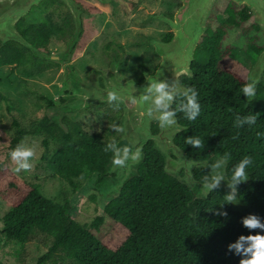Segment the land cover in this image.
Wrapping results in <instances>:
<instances>
[{"label":"trees","instance_id":"1","mask_svg":"<svg viewBox=\"0 0 264 264\" xmlns=\"http://www.w3.org/2000/svg\"><path fill=\"white\" fill-rule=\"evenodd\" d=\"M61 5L58 0H43L38 5L42 17L30 14L16 24L20 33L37 48L48 51L54 24L50 8ZM228 17L216 28L211 26L212 11L206 33L202 36L192 63L193 76L182 75L180 82L198 92L201 112L194 121H188L182 111L175 115L185 128L175 136V143L195 160L223 157L224 174L228 183L231 169L244 155L254 163L248 169L249 177L236 185L237 202L224 201V194L212 190L206 197L197 196L183 181L184 172L172 175L165 171V158L150 140L143 148L142 160L119 192L105 204L104 213L91 223H81L71 214L70 201L60 203L44 196L37 185L15 175L0 162V197L10 205L3 216L2 234L6 239L26 244L34 234L52 238L48 252L36 264H57L58 258L71 264H240L249 254L230 247L241 235L264 229L248 228L243 218L252 214L264 224V76L256 87L257 96L248 101L240 91L248 83L245 65L233 59L225 39L232 29L242 28L253 18L246 5L230 0L226 7ZM45 14V15H44ZM32 15L33 19L28 20ZM260 26L252 22L244 33L248 50L255 58L264 49L259 43ZM173 37L169 32L165 41ZM29 62L28 76L43 70L46 63L58 64L34 56L21 43L0 40V67ZM264 75V73H263ZM142 76L137 81L142 82ZM32 91V90H31ZM55 108L51 98L35 92ZM1 100H8L0 92ZM179 103L174 98L172 108ZM9 110L12 109L8 105ZM257 116L256 124H249L247 116ZM117 123L118 118H113ZM243 123L236 126L237 120ZM14 137L10 151L17 144L33 136H42V146L57 148L42 156L58 177L75 187V180L97 177L102 182L112 162V153L105 152L107 142L103 135L89 133L81 122L63 114L60 121L44 114L23 127L14 120ZM113 130V129H112ZM114 131V130H113ZM154 133L159 131L153 125ZM119 134V133H115ZM199 136L203 148L185 144V139ZM9 151V153H10ZM196 179L210 175L208 170L194 168ZM226 215H217V212ZM249 241L242 242L245 246Z\"/></svg>","mask_w":264,"mask_h":264},{"label":"rangeland","instance_id":"2","mask_svg":"<svg viewBox=\"0 0 264 264\" xmlns=\"http://www.w3.org/2000/svg\"><path fill=\"white\" fill-rule=\"evenodd\" d=\"M58 1L61 5L48 11L53 19L55 32L48 51H45L62 56L59 61L48 59L58 64L46 63L42 71L31 76L26 74L27 70L32 71L29 62L21 66L14 64L0 67V92L8 99H0V162L15 175L37 185L44 196L60 203L70 201L71 214L75 219L89 224L97 215L104 213L105 204L122 187V185L118 187L119 182L126 180L128 175L131 176L135 171L134 164L130 161L121 168L111 162L107 176L102 182H99L97 177L78 179L75 180L74 187L49 169L47 161L43 160L42 156L45 152L51 155L57 146L51 144L46 150L42 146L43 137L37 135L29 137L26 142V146L34 149V157L30 161L31 169L14 172L15 161L9 156L10 141L14 137L15 130L13 122L17 120L27 128L33 119L44 114L57 121H60L63 114H67L75 121L81 122L87 132L101 134L107 141L113 136L117 139L122 138L126 134L128 122L131 126L140 123L141 115L135 114L134 110L135 101L124 97L118 107H113L106 101L85 106L79 99L86 101L88 95L86 90L78 87L76 79H85L93 69L107 72L113 62L118 65L117 78L121 82L127 78L138 80L144 77L145 72L154 73L162 58L156 52L155 46L149 42L153 39L163 42L169 32H174L171 25L156 16L164 15L174 19L182 2L181 0H111L102 3L99 0H75L82 10V31L71 53L66 55L67 45L75 32V22L67 5L61 0ZM229 2L230 0H216L206 24L213 11L211 26L216 28L220 25L228 17L226 7ZM34 7L33 14L42 17L41 8L38 5ZM31 19H33L32 15L28 17V20ZM252 22L258 24L254 15L244 27L232 29L224 43L225 48L230 49L231 57L245 65L247 80L259 56L255 58L249 53L248 39L244 33ZM260 36L259 43H264V30ZM263 76L262 74L257 80L255 90ZM102 82L103 78H100V86H104ZM35 92L51 98L56 107H47V102L40 99ZM72 102H76V106L72 105ZM8 105L12 107L11 110ZM113 118H118L117 123L124 128L123 133L117 135L114 129H110L114 122ZM154 124H158L155 117L151 121L152 131ZM130 138L135 142L134 136ZM155 144L156 147L159 146ZM162 154L170 165V174L178 175L183 171V181L186 183L185 159L169 147L165 148ZM215 163L216 161L211 159L206 167L193 165L192 171L194 168H203L212 174V165ZM227 185L226 178L218 182L217 187L224 195L231 192ZM197 191L196 187L194 192ZM9 207V203L0 197V264H36L38 259L48 252L53 240L40 233L34 234L26 244L6 239L2 234V226L3 216ZM57 264H71V262L69 260L64 262L58 258Z\"/></svg>","mask_w":264,"mask_h":264},{"label":"water","instance_id":"3","mask_svg":"<svg viewBox=\"0 0 264 264\" xmlns=\"http://www.w3.org/2000/svg\"><path fill=\"white\" fill-rule=\"evenodd\" d=\"M42 1L43 0H0V38L3 40V42L14 40L21 43L22 45L29 48L34 56L59 61L62 59V56L60 57L54 54H49L45 51H41L35 45L26 40V38L20 33L16 26L17 22L22 17L29 14L35 5H39ZM61 1L67 5L74 17L75 22L74 35L67 45V55L71 53L74 45L79 40L82 31V10L79 8V4L75 0ZM99 1L102 3H108L111 0ZM215 1L216 0H181L182 4L177 10L174 19L164 15L156 16L171 25L174 31L173 37L168 41L161 42L153 39L149 42L155 46L156 52L162 58V61L156 71L154 73L145 72L144 80L142 82H138L133 78H127L125 81L121 82L117 78L118 65L116 62L111 64V67L107 72H104L101 69H93L85 79H76L78 87L81 90H86L88 95V99L86 101L85 99H79V101L85 106H88L94 102L106 101L105 94L107 90L117 86L118 84H121L122 86L126 85L130 82L129 80L133 81V90L131 93L122 94L121 100H123L124 97L134 100V97H139L142 94V88L147 83L146 79L156 75L159 72H161V75L158 78L166 80L170 86V91L178 92L179 90L186 89L187 87L180 82V77L182 75L193 76L191 67L194 60L195 51L203 34L207 30L206 20ZM232 1L239 5H246L253 13L260 28L264 30V0ZM263 73L264 49L260 52L255 66L249 75H252L258 80ZM100 78H103L102 83L104 86L99 85ZM174 98L169 104V109L167 110L173 109L172 106ZM135 103V114L141 115L140 123L135 126H131L129 122L127 123L126 134L120 138L119 142L117 143V147L119 148L130 144L132 148L140 147L142 153L144 146L150 140H152L159 145V148H157L161 152L167 147L174 149V151H177L179 155H181L187 162V164H185V170L187 173L186 183H188L190 189L193 191H195L196 187L198 188V191L195 194L206 197L211 191L205 194L201 181L195 179L196 177L193 174L194 172L192 171V166L197 165L199 167H206L207 163H209L211 159L195 160L175 143L174 139L176 134L185 128L179 123L176 115L174 118L177 120V126L180 128L178 131H176L174 128L160 127L159 132L154 134L151 127V121L157 114L154 113L152 117H148L146 115L145 107L136 101ZM72 105L76 106V102H72ZM154 111L156 110L154 109ZM130 136L135 137V142L130 138ZM141 160L142 155L138 160H129L128 162L131 161L134 166H137ZM165 171L169 174L171 173L170 165L166 159ZM129 177L130 175H128V178L123 182H119L118 187L121 185L123 186ZM213 190L221 192L219 187H215Z\"/></svg>","mask_w":264,"mask_h":264},{"label":"clouds","instance_id":"4","mask_svg":"<svg viewBox=\"0 0 264 264\" xmlns=\"http://www.w3.org/2000/svg\"><path fill=\"white\" fill-rule=\"evenodd\" d=\"M161 72L156 75L147 78L146 85L142 88V94L139 97H134V101L138 102L140 105L145 107L146 115L152 117L154 113L157 115L155 119L161 128H174L178 131L180 128L177 126V120L175 117L176 111H182L185 118L188 121H194L201 112V105L198 100V92L192 88L188 87L178 92L170 91L169 84L166 80L159 79ZM126 85L118 84L113 88L106 91V102L113 106L118 107L121 96L124 93H131L133 90V81ZM248 83H245L240 91L243 92L247 100L250 102L256 96L257 92L255 90L257 79L252 75L248 77ZM174 96H177L179 103L175 109H169V104L173 101ZM99 98V97H97ZM113 102H116L113 104ZM154 109L156 111H154ZM245 119L249 124H256L257 116H247ZM242 120H237L236 126L238 127L242 124ZM110 129H114V133H123L124 128L119 124H112ZM258 136L264 137V132H258ZM120 139L113 136L112 139L108 140L105 144L104 151L112 153V164L117 167H125L129 160H138L142 153L140 147L132 148L130 144L117 147V143ZM185 144L194 146L197 149L203 148V140L199 136H192L185 139ZM10 158L15 161L14 172L28 171L31 169V159L34 157V149L32 147L26 146L24 143L17 144L16 147L10 151ZM228 159L227 154L223 157L218 158L216 163L212 165V174L203 176L201 183L205 194L212 191L218 186V182L225 179L224 174V163ZM254 161L249 155H244L234 167L231 169L230 176L228 179V187L231 192L224 196V201L235 203L238 200L236 196L237 188L236 185L239 182H244L249 177L248 169L253 165ZM217 215H226V213L220 211L216 213ZM243 224L248 228H261L264 229V224L255 215H248L243 218ZM249 241L245 246L242 244L243 241ZM230 247H234L237 252L243 250L244 253L249 254L246 258L240 261V264H264V234L257 232L255 234L249 233L247 236L241 235L237 242Z\"/></svg>","mask_w":264,"mask_h":264},{"label":"flooded vegetation","instance_id":"5","mask_svg":"<svg viewBox=\"0 0 264 264\" xmlns=\"http://www.w3.org/2000/svg\"><path fill=\"white\" fill-rule=\"evenodd\" d=\"M41 4V3H40Z\"/></svg>","mask_w":264,"mask_h":264}]
</instances>
